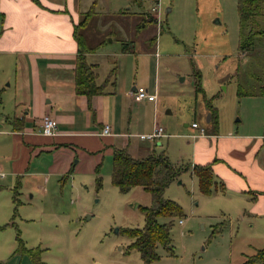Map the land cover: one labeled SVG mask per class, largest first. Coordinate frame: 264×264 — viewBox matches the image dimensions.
Returning <instances> with one entry per match:
<instances>
[{
    "label": "rangeland",
    "instance_id": "rangeland-1",
    "mask_svg": "<svg viewBox=\"0 0 264 264\" xmlns=\"http://www.w3.org/2000/svg\"><path fill=\"white\" fill-rule=\"evenodd\" d=\"M154 1L98 0L76 27L85 45L103 41L93 54L98 75L115 63L117 79H129L127 86L133 82L151 89L155 84V113L167 134L157 137L154 151L163 150L170 162L188 165L192 159V119L195 130L209 126L217 136L258 140L255 148L264 158V41L255 34L245 52L237 51L238 0H158L157 14L149 10ZM257 22L264 29L262 10ZM121 41L133 51L121 52ZM194 71L200 89H194ZM140 109L145 121L130 131L144 128L152 102L140 101ZM7 141L0 137V152H9ZM196 145L204 143L197 140ZM95 154L96 172L89 167L90 154L75 155L76 168L50 173L41 191L21 187L13 196L10 176H0V264H142L138 251L127 248L131 238L121 229L142 225L137 204H150V193L140 185L120 190L110 182L108 146ZM222 180L223 191L211 186L203 193L187 166L163 187L162 195L175 200L182 213L156 216L158 222L169 221L170 248L156 244L158 258L151 264H241L264 244L261 222L238 214L231 180ZM26 248H37L38 260ZM252 264H264V258Z\"/></svg>",
    "mask_w": 264,
    "mask_h": 264
},
{
    "label": "crops",
    "instance_id": "crops-1",
    "mask_svg": "<svg viewBox=\"0 0 264 264\" xmlns=\"http://www.w3.org/2000/svg\"><path fill=\"white\" fill-rule=\"evenodd\" d=\"M97 3L98 0H0V106L11 108L5 112L0 108V137H8L9 150L7 154L0 152V176H10L12 191L17 184L16 193L21 187L43 190L50 173L63 175L76 168L77 158L72 160L75 155L90 154L89 167L94 170L98 165L95 153L102 147L108 146L110 152L114 146L123 147L138 157L154 151L157 137L167 134L163 126V132L152 139L138 137L137 132L148 131L154 122L158 123L155 84L151 89L144 86L155 92L154 98L134 100L128 89L137 84L127 86L130 80H124L123 75L117 79L113 59L106 73L98 75L93 54L101 40L83 51L85 60L93 64L94 81L101 86L100 91L87 97L74 90L73 66L78 47L73 25L82 11H94ZM154 3L157 14L159 1ZM119 49L129 52L133 46L121 41ZM140 101L152 102V115L143 129L130 131L132 125L145 121ZM44 116L55 118L53 133L38 130ZM192 120L188 132L195 136L192 159L181 166H188L192 173L193 162L210 161L213 178L220 184L214 183L213 188L220 191L224 190L222 179H230L238 214L261 222L260 238L264 241V158L255 148L258 140H250L248 135L217 136L209 126L195 130L197 123L191 125ZM104 122L109 129L106 133L100 132ZM206 136L210 137L207 142ZM197 140L204 145H196ZM41 152L47 156L43 167Z\"/></svg>",
    "mask_w": 264,
    "mask_h": 264
},
{
    "label": "trees",
    "instance_id": "trees-1",
    "mask_svg": "<svg viewBox=\"0 0 264 264\" xmlns=\"http://www.w3.org/2000/svg\"><path fill=\"white\" fill-rule=\"evenodd\" d=\"M264 13V0H238L237 14L239 25V38L237 41V51L245 52L252 43V37L256 34L264 41V29L257 24L258 15ZM92 12L91 8L83 11L82 16L73 25V35L77 42V51L73 66L74 90L84 93L89 97L92 93L98 92L101 86L94 81L95 70L92 63L84 58L83 51L93 48L96 45H85L82 35L76 32V27L85 22V18ZM256 25V26H255ZM125 47L124 45L122 46ZM193 85L194 89H200L198 84V72L194 71ZM210 115H214L213 107L209 100H205ZM111 169L110 182L116 185L120 190H125L133 185H140L149 191L151 196L150 204H137L142 213L143 223L141 226H130L121 229L131 238L127 248H135L142 264H151L158 258L155 251V245L160 244L164 248H170L169 244V221L158 222L156 216H173L182 213L180 205L173 199L163 196V187L173 178H175L180 169L185 166L176 165L170 162L163 150L158 152L150 151L143 156H133L125 148L114 146L111 149ZM97 164L94 171H97ZM191 171L197 180V187L203 193H209L213 183V173L210 161L193 162ZM95 184L100 183L99 175L96 174ZM17 184L13 187V196L16 193ZM24 248V247H23ZM26 250L37 259V248H26ZM264 258V246L255 249V251L241 264H252L255 261ZM37 264H40L38 262Z\"/></svg>",
    "mask_w": 264,
    "mask_h": 264
},
{
    "label": "built area",
    "instance_id": "built-area-1",
    "mask_svg": "<svg viewBox=\"0 0 264 264\" xmlns=\"http://www.w3.org/2000/svg\"><path fill=\"white\" fill-rule=\"evenodd\" d=\"M156 3L150 5L151 10H155ZM128 93L132 99L138 100L141 98H154L155 92L147 90L143 85L137 84L133 88L128 89ZM191 125L195 126L196 122L194 120L191 121ZM56 122L55 118L52 116H44L41 118L38 126V130L42 133L49 134L53 133L55 130ZM199 131H201L202 127H198ZM108 124L106 122L102 123L100 127V132L106 133L108 132ZM163 132V126L159 123L154 122L152 128L148 131L137 132L136 134L140 138L152 139L153 137L161 134ZM2 170H0V174H2ZM180 222V218H178Z\"/></svg>",
    "mask_w": 264,
    "mask_h": 264
},
{
    "label": "water",
    "instance_id": "water-1",
    "mask_svg": "<svg viewBox=\"0 0 264 264\" xmlns=\"http://www.w3.org/2000/svg\"><path fill=\"white\" fill-rule=\"evenodd\" d=\"M109 38V37H108Z\"/></svg>",
    "mask_w": 264,
    "mask_h": 264
}]
</instances>
